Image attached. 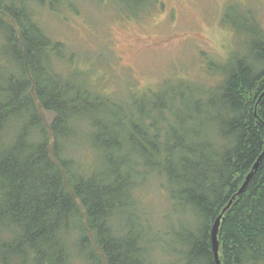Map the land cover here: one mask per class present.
<instances>
[{"label":"trees","instance_id":"obj_1","mask_svg":"<svg viewBox=\"0 0 264 264\" xmlns=\"http://www.w3.org/2000/svg\"><path fill=\"white\" fill-rule=\"evenodd\" d=\"M58 4L0 0V264H216L212 227L233 197L218 260L264 264V27L246 13L247 58L210 63L214 85L178 79L148 104L147 90L124 104L59 70L74 55L37 20ZM150 183L175 223L157 218L153 237L134 216Z\"/></svg>","mask_w":264,"mask_h":264},{"label":"rangeland","instance_id":"obj_2","mask_svg":"<svg viewBox=\"0 0 264 264\" xmlns=\"http://www.w3.org/2000/svg\"><path fill=\"white\" fill-rule=\"evenodd\" d=\"M55 1L57 12L43 11L37 20L52 41L64 44V54L74 55L71 64L62 61L59 70L66 75L76 69L84 72L97 90L124 104L146 90L150 93L142 99L147 101L141 102L148 104L166 94L178 79L214 85L217 77L210 72V63L232 64L234 58H247L237 28L246 13L264 27V0ZM67 2L74 4V11L66 9ZM169 98L164 96L165 101ZM158 124L165 129V123ZM81 159L89 162L90 153L82 151ZM151 183L139 191L145 203L139 210L144 213L137 209L134 216L153 227L148 233L153 237L160 233L155 229L172 228L175 223L164 189ZM159 217L162 226H155ZM168 244L158 247L168 249ZM151 247L158 251L155 243ZM173 261L170 257L163 262ZM156 262L161 260L157 257Z\"/></svg>","mask_w":264,"mask_h":264},{"label":"water","instance_id":"obj_3","mask_svg":"<svg viewBox=\"0 0 264 264\" xmlns=\"http://www.w3.org/2000/svg\"><path fill=\"white\" fill-rule=\"evenodd\" d=\"M262 155H264V152L262 153ZM260 158H258L257 162L253 165L251 172L247 175V177L245 178V181L243 183V185L240 187L238 194H240L243 190V188L245 187V185L247 184L251 174L256 170V167L258 165V162L260 161ZM234 197L228 202L227 206L222 210L221 214L219 215V217L216 219L213 227H212V232H211V244H212V251H213V255H214V260L216 264H220L219 260H218V241H217V232H218V228H219V224H220V220L221 217L223 215V213L230 207L232 201H233Z\"/></svg>","mask_w":264,"mask_h":264}]
</instances>
